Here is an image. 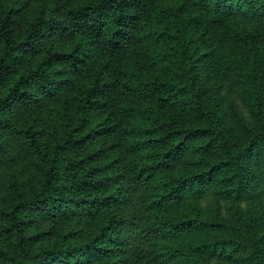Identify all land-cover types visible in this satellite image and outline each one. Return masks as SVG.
<instances>
[{
    "label": "trees",
    "instance_id": "16d2710c",
    "mask_svg": "<svg viewBox=\"0 0 264 264\" xmlns=\"http://www.w3.org/2000/svg\"><path fill=\"white\" fill-rule=\"evenodd\" d=\"M0 264H264V0H0Z\"/></svg>",
    "mask_w": 264,
    "mask_h": 264
},
{
    "label": "rangeland",
    "instance_id": "374dc122",
    "mask_svg": "<svg viewBox=\"0 0 264 264\" xmlns=\"http://www.w3.org/2000/svg\"><path fill=\"white\" fill-rule=\"evenodd\" d=\"M35 60H36V58L33 60V62H34ZM31 173H32L31 176H33V177L36 176V172H31ZM240 205L242 206V208L246 207L245 204H243V203H241ZM42 226H44V225L42 224Z\"/></svg>",
    "mask_w": 264,
    "mask_h": 264
}]
</instances>
